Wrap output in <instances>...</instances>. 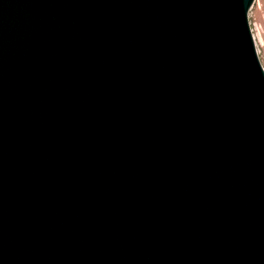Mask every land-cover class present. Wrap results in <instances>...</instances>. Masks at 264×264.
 <instances>
[{
	"label": "water",
	"instance_id": "95a60500",
	"mask_svg": "<svg viewBox=\"0 0 264 264\" xmlns=\"http://www.w3.org/2000/svg\"><path fill=\"white\" fill-rule=\"evenodd\" d=\"M255 0H0V264H264Z\"/></svg>",
	"mask_w": 264,
	"mask_h": 264
},
{
	"label": "rangeland",
	"instance_id": "374dc122",
	"mask_svg": "<svg viewBox=\"0 0 264 264\" xmlns=\"http://www.w3.org/2000/svg\"><path fill=\"white\" fill-rule=\"evenodd\" d=\"M256 7H257V0L254 1L250 11H249V23H250V27L252 29V33L255 34V39H256V49L258 52V56L260 58L261 64L264 67V35H263V44L261 45L260 40L258 39V37H256V22H257V18H256ZM255 21V23H254ZM255 26V27H254Z\"/></svg>",
	"mask_w": 264,
	"mask_h": 264
},
{
	"label": "bare ground",
	"instance_id": "6f19581e",
	"mask_svg": "<svg viewBox=\"0 0 264 264\" xmlns=\"http://www.w3.org/2000/svg\"><path fill=\"white\" fill-rule=\"evenodd\" d=\"M256 18H257V22H256V37H258V39L260 40V44H263V35H264V0H257V7H256ZM255 23V21H254ZM254 26V27H255ZM254 36V41L256 44V39H255V34L252 33Z\"/></svg>",
	"mask_w": 264,
	"mask_h": 264
}]
</instances>
